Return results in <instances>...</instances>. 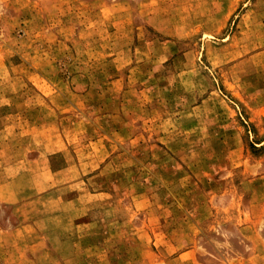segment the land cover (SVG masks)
Wrapping results in <instances>:
<instances>
[{
  "label": "rangeland",
  "instance_id": "obj_1",
  "mask_svg": "<svg viewBox=\"0 0 264 264\" xmlns=\"http://www.w3.org/2000/svg\"><path fill=\"white\" fill-rule=\"evenodd\" d=\"M0 264H264V0H0Z\"/></svg>",
  "mask_w": 264,
  "mask_h": 264
}]
</instances>
